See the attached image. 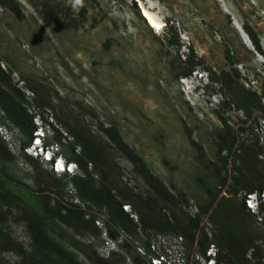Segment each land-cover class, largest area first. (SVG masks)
<instances>
[{
    "label": "rangeland",
    "instance_id": "rangeland-1",
    "mask_svg": "<svg viewBox=\"0 0 264 264\" xmlns=\"http://www.w3.org/2000/svg\"><path fill=\"white\" fill-rule=\"evenodd\" d=\"M16 1L22 18L0 7V64L12 72V83L22 90L30 110L53 114V122L64 132L55 117L94 138L99 136L98 123L115 126L150 173L194 206L205 201L207 189L214 188L220 196L218 188H224L229 198L232 176L252 184L258 180L257 174L263 179L262 164L246 159L242 136L237 142L239 131L233 123L237 113L229 111L232 103L223 97L220 84L210 81L211 87L200 89L193 80L189 85L192 93L184 94L174 74L179 70L176 58L183 61L191 47L200 71L208 68L218 74L235 70L238 83L259 96L264 82V0H143L162 23L171 21L156 34H150L135 18L131 0H33L34 6L26 0ZM41 2L61 8L57 22L66 19L64 11L69 9V18L76 25L67 29L44 25L38 12ZM81 10H85L83 20ZM169 26L178 33L182 44L178 49L167 45ZM244 28L255 36L260 52ZM225 50L233 59L232 65L225 59ZM26 85L36 91L26 89ZM41 98L48 102L47 109L34 105V99ZM224 102L227 106H222ZM226 127L235 139L230 152L220 154L223 163L216 145L227 136ZM0 137L16 155L17 132L0 124ZM50 138L45 142L52 143ZM190 139L201 150L193 147ZM109 157L118 164L129 188L152 195L143 179L132 172L131 164L117 152ZM36 160L42 170L21 160L0 161V168L31 189L36 179L53 186L55 182L45 173L47 165ZM214 167L223 170L225 186L218 185ZM68 189L69 185L66 194ZM160 203L177 216L186 212L184 203ZM252 229L264 238L254 222ZM10 232L17 241L26 243L21 225H11Z\"/></svg>",
    "mask_w": 264,
    "mask_h": 264
},
{
    "label": "trees",
    "instance_id": "trees-1",
    "mask_svg": "<svg viewBox=\"0 0 264 264\" xmlns=\"http://www.w3.org/2000/svg\"><path fill=\"white\" fill-rule=\"evenodd\" d=\"M26 1L35 5L33 0ZM130 4L135 18L145 25L151 34V29L141 18L135 3L131 0ZM143 6L148 9L147 6ZM0 7L19 18L23 17L16 0H0ZM68 11L69 9H66L64 13L69 18ZM84 11L79 12L82 20ZM38 12L44 25L54 24L61 29L76 25L73 18L67 19L66 16V19L57 22L62 10L55 4L41 2ZM164 22L171 23L169 20ZM168 28L170 37L167 45L178 49L181 43L178 33L172 26ZM243 31L249 35L255 50L260 52L255 36L250 34L247 28ZM225 59L231 65L234 63L228 50H225ZM176 62L179 69L174 74L176 79L187 77L192 71H200L198 60L191 47L187 49L183 61L177 57ZM204 70L207 71L211 82L220 84L223 97L236 109L242 110L247 116L253 111L264 112L260 104V99L264 98V82L260 96H257L238 83L239 74L235 70L218 74L208 68ZM11 74L10 70L1 67L0 64V124L15 130L20 140H17L15 155L0 137V161L10 163L21 160L30 168L42 170L36 159L22 153V149L27 147L32 139L35 129L32 122L34 114L28 108L22 90L12 83ZM26 86V89L36 91V88ZM34 105L41 109L49 107L48 102L42 98L34 99ZM222 106H227V102ZM219 117L224 124L221 116ZM55 119L63 125L66 134L72 138L69 144H61L63 148L61 154L66 161H72L77 165L80 175H61L60 179H56L55 174L45 171L47 177L55 182L54 185L50 187L36 179L35 187L31 189L9 175L5 169L0 168V264H123L127 257L134 264H144L128 245L121 247V254L112 255L105 260H97L96 249L100 239L99 230L93 224L95 216L90 215L86 219L84 211L78 210L77 206L71 203L64 204V199L69 197L64 192L68 185L80 202L85 203L88 208L105 214V226L111 235L115 234V230H120L139 240L138 231L170 233L181 236L187 247L196 242V247L201 252L212 243L218 249V261L224 264H247L245 253L248 249L254 248L253 259L255 264H260L264 247L256 246L255 242L263 241L264 238L254 232L253 218L244 211L241 202L236 199L239 191H260L264 188L260 174H257L258 180H254V184L232 176V184L229 185L231 187L228 191L231 195L229 198L218 196L214 188L207 189L205 201L195 205L197 209L195 214L190 215L186 210L187 213L181 212L177 216L172 209L163 206L160 201L171 206L184 203L187 207L188 200L180 193L174 195L159 178L150 173L143 159L123 140L115 126L104 127L98 123L96 128L99 136L94 138L90 132L82 128L72 127L57 117ZM225 130L227 136L216 145L218 157H221L220 154L224 150L230 152L235 139L228 127ZM60 139L61 135L55 132L50 141L60 142ZM190 141L193 147L200 149L193 140ZM45 144L49 142L46 141ZM245 147L247 149L243 150L247 155L246 159L253 163L258 162L256 150L248 145ZM76 148H79V153L75 152ZM111 152H117L131 164L132 172L143 179L146 191H150L152 195L129 188V183L122 179V171L118 164L110 159ZM220 159L224 163V158ZM88 164L91 166L90 169ZM222 171L220 167H214L213 174L218 185L225 186L226 176L222 175ZM123 204L130 206L131 211L137 216L138 224L122 211ZM13 224L23 227L26 243L17 241L11 236L10 226ZM142 243L145 245L146 242Z\"/></svg>",
    "mask_w": 264,
    "mask_h": 264
},
{
    "label": "built area",
    "instance_id": "built-area-1",
    "mask_svg": "<svg viewBox=\"0 0 264 264\" xmlns=\"http://www.w3.org/2000/svg\"><path fill=\"white\" fill-rule=\"evenodd\" d=\"M198 79L203 80L205 83L210 82L207 72L197 70L192 71L187 77L179 78L178 81L182 93H189L190 82ZM258 95L260 96V94ZM260 100L261 106L264 108V98ZM228 109L233 114L237 113L236 119L233 121L236 126L235 130L239 131V135L236 136L237 142L238 138L242 136L241 141L244 139L245 144L256 150V159L264 168V112H252L250 116H247L242 110L236 109L233 104H230ZM31 111L35 113L33 117L35 129L32 133L30 144L22 149V153L34 159L41 160L47 165L48 171L56 176H79L80 172L77 165L72 161H66L61 154V144H68L71 138L55 125L51 114L47 112L46 114H41L34 109H31ZM39 115H42L46 120L44 124H41ZM232 120L233 117H231V121ZM55 132L61 135L60 142L45 144V139L52 137ZM77 150L78 148L75 149V152H77ZM90 168L91 166L88 164V169ZM218 189L220 190V196L227 197L224 188ZM67 192L69 197L64 199V204L71 203L77 206L78 210L84 211V217L86 219H88L90 215L95 216L93 224L99 230L100 239L96 253L102 260L108 259L115 254H121V247L128 245L134 250L144 264H224L218 261V249L212 243L201 252L197 249L196 242L187 247L181 236L170 233L162 234L138 231L139 240L124 234L120 230H115V234L111 235L105 226V214L93 208H88L85 203L80 202L74 196L71 187H69ZM236 198L241 202L244 211L253 218L254 224L260 228L264 234V188L260 191H239L236 194ZM121 209L128 214L129 218L135 224H138L137 216L131 211L128 204H123ZM186 210L190 215L197 212L196 207L190 203ZM142 242H146L145 245ZM262 242V240H258L255 242V245L259 246ZM253 253L254 248H250L246 251L245 259L247 260V264H255ZM123 264L134 263L127 257ZM260 264H264V252L261 253Z\"/></svg>",
    "mask_w": 264,
    "mask_h": 264
},
{
    "label": "bare ground",
    "instance_id": "bare-ground-1",
    "mask_svg": "<svg viewBox=\"0 0 264 264\" xmlns=\"http://www.w3.org/2000/svg\"><path fill=\"white\" fill-rule=\"evenodd\" d=\"M139 6H138V11L139 14L141 16V18L145 21V23L147 24V26L150 29H155L158 31H161L163 29L164 26V22L162 23V21L159 19V17L157 15H155L154 13L150 12L149 9H146L142 3L137 0ZM157 32V31H156Z\"/></svg>",
    "mask_w": 264,
    "mask_h": 264
},
{
    "label": "clouds",
    "instance_id": "clouds-1",
    "mask_svg": "<svg viewBox=\"0 0 264 264\" xmlns=\"http://www.w3.org/2000/svg\"><path fill=\"white\" fill-rule=\"evenodd\" d=\"M134 3H135V5L137 6V8H138V6H139V4H138V2H137V0H132ZM140 2L142 3V5H144V3H143V0H140ZM76 3H80V0H76ZM164 24V26H163V28L165 27V22L163 23ZM151 31L154 33V34H156V33H158L159 31H155L154 29H151ZM182 44H180V46H181ZM252 52L256 55V57H259V55H258V53L257 52H254L253 50H252ZM196 83H197V88H200V89H204V88H208V87H211V83L209 82V83H205L203 80H200V82L198 81V80H196ZM195 89L196 88H194L193 90L195 91ZM190 93H192V91H190ZM189 95H191V94H189ZM34 114V116H35V113H33ZM33 116V117H34ZM40 116V119H41V124H44L45 123V119L42 117V115H39ZM32 122H33V118H32ZM34 124V123H33ZM35 126V125H34ZM30 157V156H29Z\"/></svg>",
    "mask_w": 264,
    "mask_h": 264
}]
</instances>
